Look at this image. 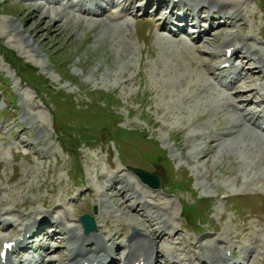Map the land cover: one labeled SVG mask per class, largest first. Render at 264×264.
Wrapping results in <instances>:
<instances>
[{
  "label": "rangeland",
  "instance_id": "374dc122",
  "mask_svg": "<svg viewBox=\"0 0 264 264\" xmlns=\"http://www.w3.org/2000/svg\"><path fill=\"white\" fill-rule=\"evenodd\" d=\"M59 1L64 0H56L55 5ZM222 1L237 4L234 7L239 9L238 13L241 9L245 10L243 24L247 25V31L240 33L239 24L225 26L210 36L206 44L197 43L198 50L180 54L169 40V33L166 37L160 33L164 37L161 40L153 38L156 27L150 26L149 18H163L168 14L145 6L148 0H128L129 3L135 2L136 17L139 19L129 32L132 44L124 37L120 27L107 26L100 20L79 18L70 12L69 16L68 11L61 7L47 4L50 0H0V44L30 64L37 76L49 81L56 89L54 98L47 96L50 91L37 95L0 55V78L5 81V85L0 84V208H13L12 214L15 216L39 210L43 215H24L25 222L36 217L39 221L47 214L43 204L54 206L62 200L69 213L64 219L66 224L82 227L80 218L89 215L95 219L96 225L104 226L106 213L100 211V194L107 189L110 193L113 184L104 186L103 176H114L115 170H119L128 183L134 182L142 188L143 193L157 197L149 200L159 204V213L169 211L173 214L178 232L186 239L182 247L223 237L226 244L240 251L242 244L236 241V237L246 235L247 238L250 233L252 238L259 236L263 239L260 256L261 264H264V181L246 175L249 170L246 163L264 157V150H258V147L263 148L258 144L260 140L244 133L230 144L220 143L217 153L215 151L213 157H207L209 141L201 138L206 130H212L214 134L219 133L217 129L220 133L228 132V124L225 123H236L238 119L235 112L229 109L227 96L222 94L226 89L207 79L208 74L200 67L199 58H210L211 53L217 51L214 45L219 46L228 33L240 39L248 37L249 44L264 50L262 2ZM37 5H44L53 15L67 14V19L61 24L46 23L42 16L37 15ZM105 8L107 10L109 7L105 5ZM208 13H212V10ZM145 19L147 21H143ZM225 21L230 19H223L222 23ZM178 48L184 47L180 45ZM51 59L57 64L56 67ZM229 60L234 64L232 72L242 76L243 81L254 76L251 68L237 67L236 57ZM249 87H253V84H249ZM236 91L227 90L226 93L234 94ZM12 95L16 99L11 103ZM246 95L251 99V94ZM234 97L237 100V96ZM59 101L70 105L65 115L63 104ZM257 102L254 99L252 105L256 106ZM243 104L237 101L239 107ZM107 106L109 109L104 112ZM207 108L224 111L225 115L220 114L212 119ZM204 110L209 112V117H203ZM110 112L113 116L108 115ZM55 113L62 124L56 120ZM24 119H34L42 128L33 130ZM263 122H260L261 127ZM59 125L65 126L67 140L72 142L69 145L72 155L62 150L57 132L63 129ZM115 128L122 131L112 134ZM120 133H123L124 139H120L117 145L109 141ZM77 135L90 140V143H81ZM225 138L219 136L222 142L226 141ZM94 140L99 141L94 143ZM244 143H247L246 148ZM224 145L229 146L224 150ZM260 153L263 155L258 158ZM78 164L81 170L76 175L72 168ZM127 165L157 172L169 183H183L190 190H176L171 184L174 189L168 186L163 190H152L142 184ZM236 178L242 183L237 182ZM245 182L251 185L246 187ZM78 183L82 186L78 187ZM88 188L93 191L94 197L89 196ZM242 190L251 194L241 197L239 193ZM198 198L213 204L205 214L207 224L198 221L197 215H194L192 224L183 218L186 215L183 211L185 207L196 203L198 212V209L208 205L197 203ZM105 203L113 209H108L110 218L122 221V227L118 229L130 226L120 237L119 243H122L137 232L136 226L139 224H134V227L126 225L125 220L129 221L130 216L122 215L119 197L107 199ZM257 207L260 209L257 210ZM65 208L59 206L56 212L62 213ZM94 208L97 214H94ZM101 209L104 210V207ZM136 211L141 213L140 210ZM53 215L57 217L56 213ZM2 223L4 221L0 222V226ZM98 226L96 235L100 237ZM18 228L22 229L23 226ZM51 228L54 229L51 233L58 229L59 237L56 241L47 238V246L39 251L43 252L49 246L48 250L52 248V252L65 247L68 236L61 233L62 227L58 228L57 225ZM179 228L182 229L179 231ZM77 231L80 235L81 229ZM4 233L9 234L10 231ZM174 240L172 246L180 249V237L176 236ZM121 247L119 244L118 248ZM67 253L66 250L63 256L53 253L49 257V264H60L59 260L64 261ZM170 254L164 250L155 264H173ZM194 254L190 253V256ZM242 261L246 263V259Z\"/></svg>",
  "mask_w": 264,
  "mask_h": 264
},
{
  "label": "bare ground",
  "instance_id": "6f19581e",
  "mask_svg": "<svg viewBox=\"0 0 264 264\" xmlns=\"http://www.w3.org/2000/svg\"><path fill=\"white\" fill-rule=\"evenodd\" d=\"M167 1L168 0H148L145 6L150 7L152 4H156L159 8L165 9ZM55 3L56 0H50V3L48 4L55 5ZM238 3H240V1H238ZM105 5L110 6L109 10L104 9ZM234 5L238 6L234 2L232 3L229 1L228 3L227 1L222 0H175L174 4L168 7L172 9L168 15V19L163 20L160 18H149L151 23L150 26H157L161 31L168 29L170 30V24H172V21H170L171 17L174 15H177L178 17L179 15L181 23L178 25L177 32H182L184 30L186 31V26L189 23H193V28L195 29H191V32H194V35L196 33L200 34L198 36L199 39L201 34H206L205 37L207 38V41L204 43L206 44L209 40L208 37L213 36L220 31L219 29L222 27L220 23L221 21H219L217 28L212 26V24L215 23L214 21H217L220 18H227L228 16L230 19H232V21H230V27H234L239 24L240 33L247 31V25L243 24L245 10L241 9V12L238 13L239 9H236V6L234 7ZM55 6L61 7L65 11H68V15L71 13L74 16L88 19L90 21L100 20L103 24L110 27H120L124 33V37L130 44H132L129 41V32L138 22L137 20H131L130 18L135 13V2L129 3L128 0H68L66 3L60 1L59 4ZM36 7L37 15L42 16V18L46 20V23L55 22L61 24L65 22V19H67V14H59L56 12L57 14L53 15L48 12L44 5H37ZM179 7H183L185 13L180 14L177 12L176 9ZM241 8H243L242 5ZM209 10H212L214 15H211L210 13L208 17L207 13ZM195 15H198L199 17L197 21L195 20ZM227 23H229V21ZM205 24L210 27L205 28L203 31ZM155 37H157L159 40L164 39V37H162L158 32L153 35V38ZM247 39L248 37L240 39L239 37L228 33L226 38L220 43L219 46L214 45L217 51L212 52L210 58H199L200 67L203 69V72L206 71L208 74L207 79L210 80V82L215 81L218 84L222 82L221 80L230 78V76L226 73L233 69L234 64L230 63L226 56L229 54L231 49V56L237 55V59L239 61L237 65L238 67L252 68L254 70V76L250 79L246 78L244 81L241 77H231L236 79L234 84H231V87L238 83L240 84V82L243 81L242 85L237 91L236 96L237 101H242L244 106L240 108L237 105L235 97L231 95L227 96L226 101L228 102L229 106L241 111V113L237 115L238 120L236 123H232L233 121L230 122L227 119L229 122H226L225 124L231 126H226V130H228V132L220 133L219 129H217L219 133L214 134L212 130H206V133L201 135L203 140L209 141L210 146L206 151L207 157H213V152L215 151L217 153V146H219L220 143L230 144L236 141L238 137H242L244 133L248 134V136L249 134L256 136L257 140H260L258 144L263 147H258V150H264V131L259 132L253 129V127L258 126L259 122L264 119V98H262L264 96V50L258 49L252 44H249ZM169 40L174 43L178 49L177 51L180 54H183L184 52L190 54L189 51L192 49L198 50L196 42H184L178 39V34L176 33H173ZM180 45H182L184 48H178ZM243 50L245 52L242 57H240L239 54L242 53ZM219 61L223 64L219 65ZM215 72H217V74ZM257 77L259 80H256ZM249 84H253V87H249ZM204 90L205 89L203 88L202 91ZM245 93L247 95L251 94L252 99L257 100L259 97H261L260 102H258L256 107L252 106V101L244 96ZM244 98H246L245 101L243 100ZM206 110L210 112V117L212 119H214V117L220 116V114L222 116L225 115V112L221 110L211 111L209 108ZM206 110H204L205 114H203V117H209V112L206 113ZM23 118H25V116L22 117V119ZM26 119H24V121L33 130L42 128L36 124L37 122L34 119ZM222 124H224V122H222ZM219 136L226 137V141L222 142L219 139ZM39 138L42 140V137ZM227 138L230 139L227 140ZM244 144V147L246 148L247 143ZM224 146L225 150L229 145ZM262 155L263 154L260 153L258 158H260ZM219 159H221V157ZM244 162L245 161H243V163ZM263 162L264 157H262L261 160L255 158L253 162L246 163L249 168V170L246 171L248 178L264 181V171L262 170L264 166ZM260 163H263V165L260 167V169H258ZM215 166L216 164L213 165V167ZM111 167L114 168L112 165ZM121 176L122 175L119 170H115L114 176H103L105 178L104 186H107L108 184L113 185L110 189V193L107 192V189L100 194V197L102 198L100 211L103 214L106 213L104 218V226L97 225L99 228L100 237L99 235L95 234H91L89 236H80L77 231L78 228H81L80 226L77 228L75 226L66 224L64 219L68 217L69 213L64 205H62V200L58 201V203L54 206H46L43 204V207L47 210V214H45V217L39 218V223L36 220L33 222L32 220H27L25 222L24 219V215H28V217L30 214L37 217L43 215L39 210L31 211L32 213L29 214L23 213L19 216H15L12 214L13 208H0V219L1 221H5V225L0 232V242L2 244L0 252V264H13L11 257L14 253V255L17 257L16 259L18 263L32 264V259L25 260L24 258L25 254L30 253L28 250V239H31L38 231L43 230L41 235L47 236L51 238V240L56 241L59 236L56 233L50 234V231L54 230L53 228H49L54 227L52 224L60 225L63 227L62 231L65 234L68 233L70 235L69 239L65 241V247H61V250L55 251L57 255L60 256L65 254V250L68 252V256L65 259L66 261H62V264H154V260L160 257L164 250H168L172 255L175 254L173 264H261L260 255L263 239L259 236L252 238L250 233L247 234V238L246 235L244 237H236V241L242 244L240 251L233 248L231 245L226 244V239L221 237L217 240L209 239L201 241L195 245L193 244V246H191L190 253H195L194 256L188 257L185 255V257H180L182 254H184L182 251H178L173 247H169V245L173 244V238L175 236L180 237L181 244H186V239L182 238L181 234L178 232V227L175 225L173 214H171L169 211L166 212V214L159 213L157 211V206L159 204L153 203L151 200H149L152 198L156 199L157 197H153L151 194L146 192L143 193L142 188L137 187L134 182L128 183V180L126 181L125 178ZM236 181L242 183L239 178H236ZM236 184L238 183H235V185ZM249 184V182H245L244 186L247 187ZM86 191L90 197H94L93 191L90 188H88ZM104 197H107V199L119 197V207L122 215L130 216L129 221L125 220L126 225H131V227H134L136 226L134 224H139V226H136L138 229L136 234H133L128 240L125 238L126 240H124L122 243H119V240L121 239L120 237L124 235L123 232H126V229H128L130 226H127L126 229H118V227H122V221L115 218H110L108 209L111 208L108 207V205L106 206L105 202L107 199L104 200ZM59 206L65 208L62 213L56 212ZM103 207L104 210L101 209ZM112 210L113 209H111V211ZM136 210H140L141 213L137 212ZM54 213L57 214V217H54ZM117 220L121 221V223L119 224ZM43 225L46 228H43ZM19 226H23L25 229L19 230L17 228ZM9 231V234L4 233ZM102 237L105 238V241L103 242H101ZM246 239L249 241L248 244H246ZM118 243L122 246L124 245V249H126L119 262L112 260L121 252V249L118 248ZM10 244H12V247L7 250V259L4 260L1 256L2 251L5 249V245ZM106 244L112 247L114 246V251L107 249ZM221 244L224 245L225 250L221 249ZM89 246H95L97 250H93L91 253H84L83 249ZM51 247L53 246L51 245ZM193 249L198 252H194ZM48 253L49 256L53 253L52 248L47 251V255ZM243 259H246V263L241 261ZM45 263L47 262H44V259L41 258L38 260L37 264Z\"/></svg>",
  "mask_w": 264,
  "mask_h": 264
},
{
  "label": "trees",
  "instance_id": "16d2710c",
  "mask_svg": "<svg viewBox=\"0 0 264 264\" xmlns=\"http://www.w3.org/2000/svg\"><path fill=\"white\" fill-rule=\"evenodd\" d=\"M0 55H3L5 61L8 62L12 66V68L17 72L18 76L22 79V81L28 83L32 88L37 90L38 93L50 91V94H48V95H50L51 97L54 98L53 95H54V93H56V89L51 87L49 81L44 80L40 76H37L35 71L32 69V67L30 65L26 64L23 59L16 56V54L14 52L6 49L1 44H0ZM90 99H91V97H90ZM59 102L63 104L62 105L64 107L63 115H65L67 110H69L70 105L64 104L63 101H59ZM93 105H94V103H93ZM108 109H109L108 106L105 107L104 112ZM108 115L113 116L112 112H110Z\"/></svg>",
  "mask_w": 264,
  "mask_h": 264
},
{
  "label": "water",
  "instance_id": "95a60500",
  "mask_svg": "<svg viewBox=\"0 0 264 264\" xmlns=\"http://www.w3.org/2000/svg\"><path fill=\"white\" fill-rule=\"evenodd\" d=\"M133 171L140 177V179L142 180L144 184L149 185L152 189L158 190V189L163 188V180L156 174L148 173V172L137 170V169H133ZM81 222L83 223L85 227L86 233H91V232L96 231V224L92 218L88 216H84L81 219Z\"/></svg>",
  "mask_w": 264,
  "mask_h": 264
}]
</instances>
